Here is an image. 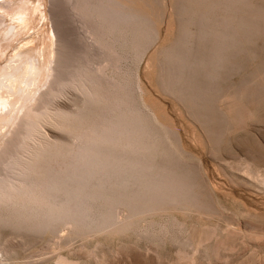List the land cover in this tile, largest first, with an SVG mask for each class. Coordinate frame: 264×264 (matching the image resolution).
<instances>
[{"label": "rangeland", "instance_id": "rangeland-1", "mask_svg": "<svg viewBox=\"0 0 264 264\" xmlns=\"http://www.w3.org/2000/svg\"><path fill=\"white\" fill-rule=\"evenodd\" d=\"M9 1L0 0V16L38 11L29 31L6 47L0 65L31 39L51 42L53 49L62 40L67 59L59 69L68 81L49 91L54 71H48L39 89L47 94L36 96L43 102L39 111L49 116L35 130L23 125L14 137L19 111L0 143L1 178L16 180L19 170L9 163L30 166L40 144L79 142L60 126L58 113L92 114L97 107L85 90L103 74L133 79L130 101L145 113L150 130L145 158L160 179L178 188L173 196L143 198L149 211L127 229H118L129 220L124 205L117 216L123 223L106 230L73 231L70 222L43 231L1 223L0 264H264V0H117L141 17L123 27L132 37L128 29L119 34L125 46L118 43L123 36L113 39L125 49L120 59L101 47L97 20L75 10L79 0H28V8L20 6L27 0Z\"/></svg>", "mask_w": 264, "mask_h": 264}, {"label": "bare ground", "instance_id": "bare-ground-1", "mask_svg": "<svg viewBox=\"0 0 264 264\" xmlns=\"http://www.w3.org/2000/svg\"><path fill=\"white\" fill-rule=\"evenodd\" d=\"M14 1H9L8 4H12ZM79 1L74 7L75 10L82 11L84 15L82 17L87 18L88 20L84 18L87 21L89 19L94 22L97 20V26H95L99 28H94L95 30L99 29V33L95 32L98 33L101 47L107 49L110 58L120 59V56L125 53L123 52L125 49H122L121 46H125V42L122 44V41L126 38L125 35H122L124 39L121 38L122 36L119 34L126 33L128 26L124 31V25L129 23L130 27V22H140L141 17L134 11L128 10L124 3L122 5V2H119L120 0ZM28 3L27 0L20 6H29ZM2 5L4 4L0 3V6ZM28 9L15 10L17 12L8 11L4 12L5 15L0 16V58L5 55L6 47L12 46L17 39L29 31L31 20H33L34 14H37L38 8ZM130 28L127 32L130 31ZM56 30L54 29L55 32ZM58 32H56L58 35L55 34V36L57 35V39H60L62 33ZM127 34H130L128 38L134 35H131V31ZM119 37L121 41H118ZM114 38L118 43L120 42L121 46L119 44L116 46L121 47L119 49L122 50L120 51L122 54L117 51ZM61 41L55 42L57 46L53 49L51 42H34L31 39L21 44L0 65V143L11 125L15 123L19 111L23 110L22 116H24H21L22 122L19 120V126H15L17 130L14 128L16 131L13 136L24 127L23 125L28 124V127L34 129L41 120L45 123L46 119L43 118V115H48V113L40 112L42 101L36 94L45 81L48 71H54V75L49 81V87L47 86L49 91H58L61 87L57 85L62 86L61 83L65 81L63 80L64 75L62 76L60 72L61 68L59 69L62 62L67 59L63 49L65 45ZM52 56L55 63L53 66H51ZM118 61L115 66L119 69L121 64ZM127 74L129 73L127 72ZM86 75L85 73L84 76L87 78ZM102 75L100 74V81L92 82L91 80L85 90L91 106L97 107L95 109L92 107L94 109L92 114L87 113L88 116L84 111L81 113H68V111L58 113L62 118L60 126L73 131L76 139L78 138V143L66 144L57 140L48 143V145L44 144V147L40 144V151L39 153L37 151V157L30 166L22 164L18 159L9 163L19 170L16 180L0 176V224H8L18 229L29 228L32 230L35 228L43 231L50 227L56 228L58 223L70 222L76 226L72 227L73 231L84 229L85 232L88 229L101 228L106 230L111 225H116L115 228H118L117 225L123 223V220L120 219L122 222L117 220V216L123 209L118 207L124 205V207H128L130 216L127 221L123 217L125 222L122 224V228L120 225L118 229L128 226L124 228L127 229L137 224L139 221L137 219L144 215V211L148 209V205L142 203L143 198L154 200L167 194L171 196L168 193L170 191L173 196L175 189L178 188L177 184H173L172 180H169L170 178L160 179L153 164L145 158V153L151 149L150 141L147 139L150 130L147 126L145 113L143 114L135 102L131 103L130 101L131 97L134 98L130 92L133 88V83H131L133 79L128 80L131 76H126L127 81L126 79L119 80L118 77L109 80ZM123 76L121 78H124ZM86 78L84 79L86 80ZM72 80L69 79L71 83L76 81ZM67 81L65 82L67 83ZM70 82H68L69 85ZM103 85L106 86V90L103 89ZM101 90L106 91V94L104 95ZM41 93L42 91H39L40 96L47 94V92ZM108 105L112 108L107 109ZM31 135L34 134H29L28 137ZM5 142L7 148L13 140L11 142V139H8ZM2 153L4 154V150ZM2 153L0 159L3 156ZM117 209L120 210H118L120 212L118 215ZM139 213L143 214L138 217ZM134 219L137 220V223ZM132 221L134 224L131 225ZM66 225L63 228L66 229ZM8 255L11 256L9 253L6 256L8 257Z\"/></svg>", "mask_w": 264, "mask_h": 264}]
</instances>
